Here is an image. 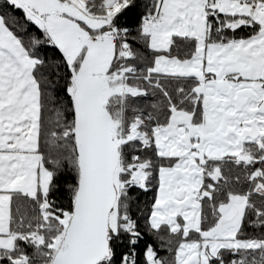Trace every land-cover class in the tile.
I'll list each match as a JSON object with an SVG mask.
<instances>
[{
  "label": "snow or ice",
  "instance_id": "1",
  "mask_svg": "<svg viewBox=\"0 0 264 264\" xmlns=\"http://www.w3.org/2000/svg\"><path fill=\"white\" fill-rule=\"evenodd\" d=\"M0 264H264V0H0Z\"/></svg>",
  "mask_w": 264,
  "mask_h": 264
}]
</instances>
